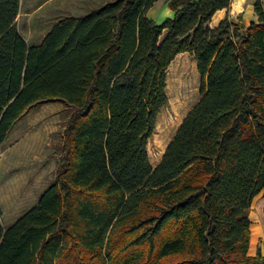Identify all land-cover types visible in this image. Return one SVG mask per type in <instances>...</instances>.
<instances>
[{
  "label": "trees",
  "instance_id": "16d2710c",
  "mask_svg": "<svg viewBox=\"0 0 264 264\" xmlns=\"http://www.w3.org/2000/svg\"><path fill=\"white\" fill-rule=\"evenodd\" d=\"M112 0L58 19L28 45L21 0H0V146L33 109H69L54 181L5 228L0 264H264L248 211L264 194V6L256 23L213 16L232 0ZM161 37H163L161 39ZM194 59L200 99L159 163L166 71Z\"/></svg>",
  "mask_w": 264,
  "mask_h": 264
},
{
  "label": "rangeland",
  "instance_id": "374dc122",
  "mask_svg": "<svg viewBox=\"0 0 264 264\" xmlns=\"http://www.w3.org/2000/svg\"><path fill=\"white\" fill-rule=\"evenodd\" d=\"M112 0H21L16 26L28 45L37 44L60 18L80 16ZM247 0H244L243 8ZM166 0H160L147 17L156 23L172 17ZM243 12L231 6L215 15L210 27L227 17L241 24ZM163 37H161L162 39ZM201 80L194 59L179 54L166 71L167 107L158 117L155 131L148 141L147 154L152 168L161 160L188 111L200 99ZM69 109L51 102L31 110L0 146V221L6 228L34 205L54 181L62 138L61 129ZM250 252L261 247L264 237V194L257 195L248 211Z\"/></svg>",
  "mask_w": 264,
  "mask_h": 264
},
{
  "label": "crops",
  "instance_id": "0c3cea01",
  "mask_svg": "<svg viewBox=\"0 0 264 264\" xmlns=\"http://www.w3.org/2000/svg\"><path fill=\"white\" fill-rule=\"evenodd\" d=\"M158 3V2H157ZM155 3V5L157 4ZM154 5V6H155ZM166 6H167V3H166ZM262 6H264V0H262ZM169 12V11H168ZM222 11H218L215 15H218L219 13H221ZM172 14V12L170 11L169 12V15ZM215 15L213 16V18L215 17ZM242 17V21H241V24L244 25L245 27H247L248 25H250L251 23H256L258 21V17L257 15L255 14L254 10H253V0H247V2L245 3V6H244V12H243V15L241 16ZM212 18V19H213ZM13 131V130H12ZM40 197V196H39ZM39 199V198H38ZM38 201V200H37ZM37 203V202H36ZM35 203V204H36ZM34 204V205H35ZM34 205H32L30 208H32ZM29 208V209H30ZM28 209V210H29ZM27 211V210H26ZM25 211V212H26ZM24 212V213H25ZM23 213V214H24ZM23 214H21L20 216H22ZM19 216V217H20ZM18 217V218H19ZM18 218H16L11 224H13ZM10 224V225H11ZM10 225H8L7 227H9ZM6 227V228H7ZM262 234H264V231H262ZM261 238H264V237H261ZM249 255H254V253H251L250 252V248H249Z\"/></svg>",
  "mask_w": 264,
  "mask_h": 264
},
{
  "label": "water",
  "instance_id": "95a60500",
  "mask_svg": "<svg viewBox=\"0 0 264 264\" xmlns=\"http://www.w3.org/2000/svg\"><path fill=\"white\" fill-rule=\"evenodd\" d=\"M243 3H244V0H232V1H231V4H230V6H231V8H232V11H234V10H233V7H234L235 5H239V6H240V11H238V12H242V11L244 10V8H243ZM235 12H237V11H235Z\"/></svg>",
  "mask_w": 264,
  "mask_h": 264
},
{
  "label": "bare ground",
  "instance_id": "6f19581e",
  "mask_svg": "<svg viewBox=\"0 0 264 264\" xmlns=\"http://www.w3.org/2000/svg\"><path fill=\"white\" fill-rule=\"evenodd\" d=\"M233 10H234V11H237V12L240 11V6H239V5H235V6L233 7ZM221 14H222V13H221ZM213 19H214V18H213ZM214 20L216 21V20H218V18H215Z\"/></svg>",
  "mask_w": 264,
  "mask_h": 264
}]
</instances>
